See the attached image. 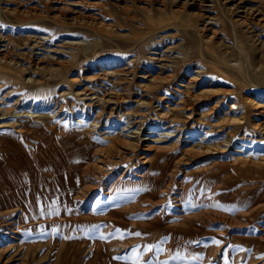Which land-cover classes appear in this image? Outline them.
Returning a JSON list of instances; mask_svg holds the SVG:
<instances>
[{"label":"rangeland","instance_id":"1","mask_svg":"<svg viewBox=\"0 0 264 264\" xmlns=\"http://www.w3.org/2000/svg\"><path fill=\"white\" fill-rule=\"evenodd\" d=\"M0 36V264H264V0H0Z\"/></svg>","mask_w":264,"mask_h":264},{"label":"bare ground","instance_id":"2","mask_svg":"<svg viewBox=\"0 0 264 264\" xmlns=\"http://www.w3.org/2000/svg\"><path fill=\"white\" fill-rule=\"evenodd\" d=\"M74 4H78V3H74ZM70 9V12L71 13H73L74 15H76L78 12H79V10H75L76 8L75 7H70L69 8ZM78 15V14H77ZM206 27H207V25H206ZM1 37V36H0ZM40 41V40H39ZM35 42V43H31L32 45L30 46L32 49H34L35 47H37V45L41 42ZM1 55V54H0ZM2 57H0V61H5L6 59H5V57L3 56V54L1 55ZM158 63H160V62H158ZM17 64V63H16ZM163 65H165L164 63L161 65L162 67H163ZM160 66V67H161ZM4 70V69H3ZM28 72V71H27ZM2 75L3 76H5L6 75V72L5 71H2ZM7 74H9V73H7ZM128 74H130L129 73V71L128 72H126V76L128 75ZM22 79V78H21ZM30 79V78H29ZM154 81V80H153ZM153 81H151L152 83L150 84V85H155V83L153 82ZM206 91H209L210 93L212 92L211 90H206ZM90 94V93H89ZM89 94H85V93H83L82 95H83V99L84 100H89V101H91V102H93V103H97V102H99L100 100H101V98H99V97H96V96H92V95H89ZM7 95H4V97H6ZM3 98V97H2ZM107 100V99H106ZM4 101V100H3ZM88 101V102H89ZM17 102H19L18 101V99H16V102L15 103H17ZM245 102H246V105L245 106H247V105H249V106H252V107H254V108H259L261 105L259 104V103H257V102H255L254 100H249V99H246L245 100ZM245 104V103H244ZM95 105V104H94ZM137 105H141V107L143 106L142 105V102H137ZM236 105V104H235ZM110 110V109H109ZM30 111V110H29ZM259 113L260 114H262V111L260 110L259 111ZM3 114H7V112L6 113H3ZM245 117L246 116H241L238 120L239 121H243L244 119H245ZM200 119V118H199ZM201 121V120H200ZM231 121V120H230ZM245 122V121H244ZM219 123V122H218ZM249 124L252 126V128L255 130V131H262V130H264V125H262V124H259V123H256V122H254V121H251V120H249ZM1 126V125H0ZM221 127H223V126H221ZM260 133V132H259ZM263 134H264V132H263ZM100 160V159H99ZM102 161V160H101ZM101 161H96V163H99V162H101ZM98 166V165H97ZM99 168L101 167V165L100 166H98ZM103 167V166H102ZM105 168V167H104ZM84 193V192H83Z\"/></svg>","mask_w":264,"mask_h":264},{"label":"snow or ice","instance_id":"3","mask_svg":"<svg viewBox=\"0 0 264 264\" xmlns=\"http://www.w3.org/2000/svg\"><path fill=\"white\" fill-rule=\"evenodd\" d=\"M119 231V230H117ZM134 235H137L139 236L140 233L137 232V233H134ZM214 243H219V241H213ZM156 246L155 245H146L144 246L143 248V252H150L152 251ZM162 251V250H161ZM132 258L134 260V264H141V261H140V254L137 252V249L134 248L133 249V254H132ZM120 259H124V257H120ZM171 259H177V257H171ZM144 264H154V262L152 260H148L146 262H144ZM156 264H168L167 261H158L156 262Z\"/></svg>","mask_w":264,"mask_h":264}]
</instances>
